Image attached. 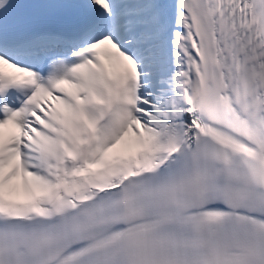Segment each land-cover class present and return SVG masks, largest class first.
<instances>
[{
	"label": "snow or ice",
	"instance_id": "1",
	"mask_svg": "<svg viewBox=\"0 0 264 264\" xmlns=\"http://www.w3.org/2000/svg\"><path fill=\"white\" fill-rule=\"evenodd\" d=\"M0 264H264V0H0Z\"/></svg>",
	"mask_w": 264,
	"mask_h": 264
}]
</instances>
